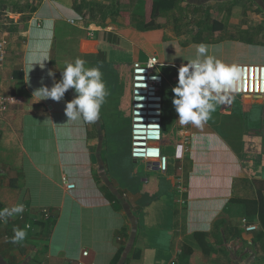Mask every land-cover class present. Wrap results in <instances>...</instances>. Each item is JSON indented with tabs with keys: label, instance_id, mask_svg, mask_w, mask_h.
Here are the masks:
<instances>
[{
	"label": "crops",
	"instance_id": "1",
	"mask_svg": "<svg viewBox=\"0 0 264 264\" xmlns=\"http://www.w3.org/2000/svg\"><path fill=\"white\" fill-rule=\"evenodd\" d=\"M44 22L40 29L22 32L21 44L16 36L8 38L9 59L0 71V92H14L24 103L0 121V209L18 203L33 213L47 209L53 222L33 223L20 243L11 242L12 229L25 228V223L0 222V264H112L122 247L127 249V264H264V112L252 114L250 129L241 119L239 155L225 134L205 123L193 129L189 158L186 153V160H180L182 173L168 149H163L170 158L166 175L132 159L135 173L145 165L146 177L171 178L162 190L143 191L135 181L112 179L104 154L119 141L113 139V126L105 128L103 114L95 123L68 122L66 96L59 102L33 96L37 88L53 85L50 70L59 80V57L47 50L51 31L39 32L46 23L58 22ZM6 28L0 35L4 31L8 36ZM77 43L73 46L78 52L80 38ZM99 46L86 44L83 56L108 63V51ZM57 47L55 43L53 51ZM30 51L47 60L44 69L36 65L27 76L25 56ZM130 52L135 61L145 60L140 52ZM55 59L57 68L49 63ZM235 98L236 113L245 118L239 109L246 98ZM249 99L264 108V99ZM47 117L51 126L41 120ZM128 126L131 129V118ZM245 136H250L248 146ZM160 198L163 208L155 202ZM133 234L135 240L130 241Z\"/></svg>",
	"mask_w": 264,
	"mask_h": 264
},
{
	"label": "rangeland",
	"instance_id": "2",
	"mask_svg": "<svg viewBox=\"0 0 264 264\" xmlns=\"http://www.w3.org/2000/svg\"><path fill=\"white\" fill-rule=\"evenodd\" d=\"M147 1L3 0L0 8L6 12L7 20L14 23L11 26L9 24L5 29L8 33L7 40L11 36L13 38L16 36L18 44H21L24 38L21 36L22 32L31 28L40 29L45 19L57 20V24L46 23L44 29L39 32L51 31V36H47L51 48L48 47L47 50L59 57V79L68 59L73 61L76 57H80L87 61V66L100 67L109 92L100 113L103 114V120L106 122L105 128L110 130L113 126V139L117 138L119 141L112 143V152H105L106 160L103 164L112 179L127 183L135 181L143 191H154L162 190L167 182H171V178L156 174L146 177L145 165L140 166L135 173L137 164L132 160L128 149L131 139V129L128 125L131 118L132 63L137 57L130 50L140 52L141 59L156 56L165 65L163 73L167 83L164 92L166 109L162 148L170 152L174 151L173 161L176 162V170L182 173L180 160L189 158L187 152L192 145V133L195 128L191 124L181 126L177 121L178 116L172 105L171 91L177 83L175 65L187 62L185 60L194 55V46L200 43L208 45L211 54L227 63H264V0H155L156 3L163 5L164 9L156 16L154 29L145 27ZM33 10L37 11L34 13ZM44 10L48 14L56 11L58 15H45ZM116 12H120L121 16L115 15ZM50 21L55 22V20ZM214 22H220L224 26L223 32L217 38H212L211 28ZM1 33L3 34L4 31ZM79 38L82 50L77 52L73 45L78 44ZM55 43L58 47L53 51ZM61 43L66 47V51L70 52H63ZM86 44L91 46L99 44V48L108 51V63L87 60V57L83 56ZM49 63L57 68L56 59ZM67 93L72 98L75 95L72 89ZM235 99L234 97L231 103L218 106L207 123L225 134L233 145L234 152L239 155L243 130L241 119L244 127L250 129L252 114L262 115L264 108L259 104L249 103L250 99L246 98V102L240 104L239 111L245 115V118L243 116L241 118L236 113L238 106L234 104ZM21 102L16 109L19 107L22 109L24 103ZM41 120L48 122L50 126L52 124L49 117ZM178 137L181 138L182 143L186 141L184 148L182 145L177 146ZM249 138L250 136H245L247 146L250 143ZM178 151L179 155H177ZM184 154H186L185 158H183ZM232 169H235V165ZM144 177L148 179L147 182L143 181ZM155 202L163 208L162 198ZM145 210L147 211V208ZM165 214L167 215V210ZM51 221L53 222V219L49 222ZM47 234L45 231L46 236Z\"/></svg>",
	"mask_w": 264,
	"mask_h": 264
},
{
	"label": "clouds",
	"instance_id": "3",
	"mask_svg": "<svg viewBox=\"0 0 264 264\" xmlns=\"http://www.w3.org/2000/svg\"><path fill=\"white\" fill-rule=\"evenodd\" d=\"M194 55L189 56L178 68L177 83L171 88L172 105L181 126L191 124L202 128L220 105L231 103L234 94L240 91V82L244 69L236 63H227L210 53V48L204 43L194 46ZM46 57L35 56L31 51L25 56V74L31 73L36 65L45 67ZM152 64H157L153 59ZM164 66V65H163ZM174 66V65H173ZM53 78L51 87L46 84L37 88L33 96L41 100L52 99L61 101L69 89L74 90V97L66 103L65 114L71 121L95 123L100 118L102 106L109 95L103 73L98 66H87V61L76 57L65 62L61 70V78H55V72L49 71ZM158 77L154 76L153 79ZM179 151L177 155H179ZM25 205L15 204L0 209V222L7 224L9 218H15L24 213ZM14 226L12 243H20L27 237V229ZM205 230H210V225Z\"/></svg>",
	"mask_w": 264,
	"mask_h": 264
},
{
	"label": "built area",
	"instance_id": "4",
	"mask_svg": "<svg viewBox=\"0 0 264 264\" xmlns=\"http://www.w3.org/2000/svg\"><path fill=\"white\" fill-rule=\"evenodd\" d=\"M0 10V29L9 25L7 16ZM9 42L6 35H0V71L9 59ZM155 59L157 64H152ZM187 63V62H186ZM175 65L176 81L178 68ZM239 64L244 69L240 91L234 97L264 99V64ZM156 56L138 60L132 64L131 73V157L136 162L149 164L157 172L166 175L170 168V158L162 148L164 139V113L167 79L163 73L165 65ZM158 77L153 79V77ZM21 102L14 95L0 94V121L8 116ZM186 141H183V148ZM49 210L33 213L25 208L20 216L9 220L24 222L30 229L33 223L50 220Z\"/></svg>",
	"mask_w": 264,
	"mask_h": 264
},
{
	"label": "trees",
	"instance_id": "5",
	"mask_svg": "<svg viewBox=\"0 0 264 264\" xmlns=\"http://www.w3.org/2000/svg\"><path fill=\"white\" fill-rule=\"evenodd\" d=\"M121 2V1H120ZM166 4V3H165ZM162 9H164L163 5H160V3H156L155 0H148L145 6V27L147 29H154L156 27V23H155V19L156 16L162 12ZM37 10H33V12L35 13ZM115 15L117 16H121L120 12H116ZM123 15V14H122ZM212 31H213V37L212 38H217L219 37V35L223 32L224 30V26L222 23L220 22H214L213 26H212ZM13 95H16L14 92H12ZM65 96L67 98L68 101L72 100L73 98L66 92ZM101 171L103 172V168H101ZM103 174V173H102ZM260 201L262 202V197L260 196ZM122 205V204H121ZM262 205V203H261ZM130 215V219L132 222H134L133 224L135 225V219L133 216ZM134 241L135 240V234H133L130 238V241ZM127 254V249L126 247H122L119 252L117 253L115 259L113 260L112 264H127L129 262V258L126 259V261L124 262L123 260L125 259ZM140 257V254H136L134 256L135 259H138Z\"/></svg>",
	"mask_w": 264,
	"mask_h": 264
}]
</instances>
